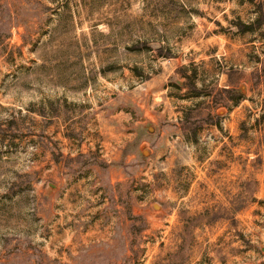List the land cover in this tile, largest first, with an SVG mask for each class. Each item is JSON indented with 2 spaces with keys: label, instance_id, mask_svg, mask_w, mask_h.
I'll return each instance as SVG.
<instances>
[{
  "label": "rangeland",
  "instance_id": "rangeland-1",
  "mask_svg": "<svg viewBox=\"0 0 264 264\" xmlns=\"http://www.w3.org/2000/svg\"><path fill=\"white\" fill-rule=\"evenodd\" d=\"M0 264H264V0H0Z\"/></svg>",
  "mask_w": 264,
  "mask_h": 264
},
{
  "label": "trees",
  "instance_id": "trees-1",
  "mask_svg": "<svg viewBox=\"0 0 264 264\" xmlns=\"http://www.w3.org/2000/svg\"><path fill=\"white\" fill-rule=\"evenodd\" d=\"M240 31H241V30H240ZM242 31H243V30H242ZM225 92H226L227 94L230 93V91H229L228 89L225 90ZM230 99H233L232 96L230 97ZM220 104H223V103H218L217 106L220 105Z\"/></svg>",
  "mask_w": 264,
  "mask_h": 264
}]
</instances>
